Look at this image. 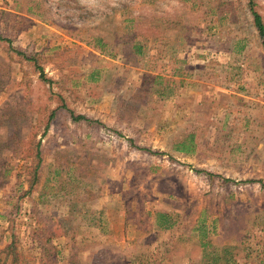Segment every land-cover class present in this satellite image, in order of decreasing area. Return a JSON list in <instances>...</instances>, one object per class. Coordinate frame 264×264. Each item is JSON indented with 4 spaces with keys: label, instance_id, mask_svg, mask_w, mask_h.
<instances>
[{
    "label": "rangeland",
    "instance_id": "rangeland-1",
    "mask_svg": "<svg viewBox=\"0 0 264 264\" xmlns=\"http://www.w3.org/2000/svg\"><path fill=\"white\" fill-rule=\"evenodd\" d=\"M249 2L0 0V251L264 264V47Z\"/></svg>",
    "mask_w": 264,
    "mask_h": 264
},
{
    "label": "trees",
    "instance_id": "trees-1",
    "mask_svg": "<svg viewBox=\"0 0 264 264\" xmlns=\"http://www.w3.org/2000/svg\"><path fill=\"white\" fill-rule=\"evenodd\" d=\"M250 10L253 17L254 26L257 29L259 36L262 40V45L264 47V20L260 13L257 12L255 7V2L253 0H250ZM1 38V37H0ZM71 118L75 122H80L84 120L85 122H90L86 117L83 116H76L74 113L71 112ZM40 152L37 153V157L40 159ZM42 164V160L40 159L38 161V164L35 167L34 174H33V180L34 183L39 180V170L40 166ZM157 224L161 229L168 230L172 228L175 224V221H173L169 215L167 214H160L159 218L157 220ZM0 254H2L4 257V261L1 262V264H8L11 262V264H22L23 262L20 261V257H23V254L19 252L18 247L15 246V242L13 241L11 245L6 247L4 250L0 251ZM214 262L218 260L217 257L213 258Z\"/></svg>",
    "mask_w": 264,
    "mask_h": 264
}]
</instances>
